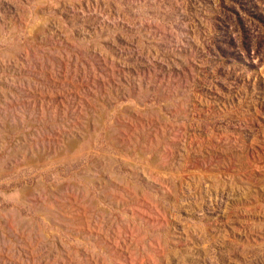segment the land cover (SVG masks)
<instances>
[{
    "label": "rangeland",
    "instance_id": "rangeland-1",
    "mask_svg": "<svg viewBox=\"0 0 264 264\" xmlns=\"http://www.w3.org/2000/svg\"><path fill=\"white\" fill-rule=\"evenodd\" d=\"M0 264H264V0H0Z\"/></svg>",
    "mask_w": 264,
    "mask_h": 264
}]
</instances>
